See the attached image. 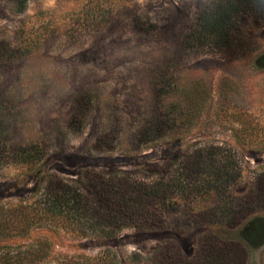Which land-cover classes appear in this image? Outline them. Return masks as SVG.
<instances>
[{
	"label": "rangeland",
	"instance_id": "rangeland-1",
	"mask_svg": "<svg viewBox=\"0 0 264 264\" xmlns=\"http://www.w3.org/2000/svg\"><path fill=\"white\" fill-rule=\"evenodd\" d=\"M102 176L167 193L105 225ZM55 178L83 230L20 216ZM0 232L52 264H264V0H0Z\"/></svg>",
	"mask_w": 264,
	"mask_h": 264
},
{
	"label": "trees",
	"instance_id": "trees-1",
	"mask_svg": "<svg viewBox=\"0 0 264 264\" xmlns=\"http://www.w3.org/2000/svg\"><path fill=\"white\" fill-rule=\"evenodd\" d=\"M94 6L107 8L105 3L100 2ZM225 20V17L221 15L207 17L204 20L206 33L212 35L211 37H216V30L224 25ZM158 184L128 177L108 179L102 176L96 179L92 186L96 192V199L100 200V205L96 208L98 218L104 220L102 224L105 225H112L116 220L121 225V222L132 223L136 220L147 219L151 213V202L156 198L162 199L167 193V190L161 187L162 184L159 182ZM42 188H44V193H42L40 200L41 205L34 206L29 211L20 210V216L26 219L27 227L59 223L77 230H83L84 227L79 223V220L82 219L87 208V200L82 189L78 187L68 188L63 179L60 178L46 182V187L42 186ZM106 206L110 209H107ZM0 235L3 236L2 232ZM50 250V244L41 239L36 243L20 245L6 243L0 245V264H30L32 262L33 264H52ZM28 256L31 262L26 263ZM97 262L98 260H94V262L89 261L87 264H97ZM59 264L83 263L71 258L64 259Z\"/></svg>",
	"mask_w": 264,
	"mask_h": 264
}]
</instances>
